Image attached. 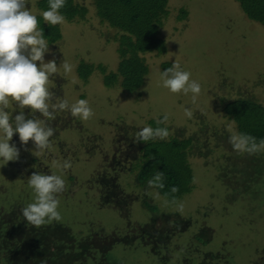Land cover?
I'll return each mask as SVG.
<instances>
[{
    "label": "rangeland",
    "instance_id": "obj_1",
    "mask_svg": "<svg viewBox=\"0 0 264 264\" xmlns=\"http://www.w3.org/2000/svg\"><path fill=\"white\" fill-rule=\"evenodd\" d=\"M77 1L89 6L87 18L65 19L63 37L47 41L52 52L45 60L55 54L58 68L49 88L54 102L86 99L94 115L82 121L57 112L47 122L55 135L43 151L31 141L21 145L14 133L9 143L20 150L19 160L0 159V264H264V152L233 149L229 136L239 134L237 125L223 110L238 98L264 105V26L237 0H169L160 29L167 51L143 55L149 73L129 92L107 87L100 71L80 77L83 61L117 71L120 32L97 16L93 0ZM37 2L29 0L28 10L38 19ZM173 62L200 83L195 103L191 92L163 86L162 73ZM6 110L10 118L20 111L11 100ZM165 114L167 139L192 140L193 186L176 200L138 180L145 142H133ZM65 160L68 170L61 167ZM34 171L65 180L57 195L60 222L37 228L23 217L35 201L28 184Z\"/></svg>",
    "mask_w": 264,
    "mask_h": 264
},
{
    "label": "clouds",
    "instance_id": "obj_2",
    "mask_svg": "<svg viewBox=\"0 0 264 264\" xmlns=\"http://www.w3.org/2000/svg\"><path fill=\"white\" fill-rule=\"evenodd\" d=\"M48 3V10L42 12L43 20L51 27L63 24L65 17L60 9L65 7L66 0H48ZM28 4L29 0H0V133H3L0 159L5 164L20 157V150L9 143L14 133H18L21 145L26 146L31 141L35 149L43 151L50 147V138L55 135L54 128L47 122L54 121L57 112L69 111L72 117L82 121L94 115L86 99H79L71 105L67 99L54 102L55 94L50 91L49 81L51 76L58 74L57 61L53 54V58L46 62L45 55L52 50L44 39L43 31L38 28L37 16L28 10ZM62 66L65 73L72 70L66 61ZM162 77L163 86L172 93L183 92L186 95L191 92L193 103L201 93L200 83L191 80V73L182 70L178 62L165 69ZM10 100L20 109L14 118H10L6 110ZM186 115L191 117V111L186 109ZM38 116L44 119H38ZM167 120L168 115L165 114L156 120V124H165ZM168 136L167 127L146 126L136 133L133 142L166 140ZM229 143L240 154L264 152V138L257 140L250 134H232ZM61 167L68 170L71 162L65 160ZM163 176L162 172L156 171L147 181V188L163 189ZM28 184L35 193V201L22 209L27 223L39 228L53 221L60 222L62 216L58 211L57 195L66 190L65 180L60 175L34 171ZM170 191L176 193L179 189L173 186ZM178 210L183 211L182 204Z\"/></svg>",
    "mask_w": 264,
    "mask_h": 264
},
{
    "label": "trees",
    "instance_id": "obj_3",
    "mask_svg": "<svg viewBox=\"0 0 264 264\" xmlns=\"http://www.w3.org/2000/svg\"><path fill=\"white\" fill-rule=\"evenodd\" d=\"M245 14L264 26V0H237ZM38 8L46 11L48 0H38ZM92 5L97 16L120 32L117 36L120 64L117 71L108 72L103 64L82 62L78 71L80 77L87 80L95 71L104 76L107 87L120 85L123 89L134 92L145 83L149 73L148 64L143 57L145 53L167 51L165 40L160 36L164 18L169 14V0H93ZM90 11L89 6L77 0H66L60 9L67 21L85 20ZM187 11H180L181 18ZM38 28L43 31L44 39L54 43L63 37L60 25L51 27L42 16L38 17ZM169 65L167 68H169ZM223 110L237 125L238 133L250 134L257 140L264 138V105L247 98H238L223 104ZM152 126L156 120L150 121ZM192 140L177 136L166 140L145 142L143 154L138 164L140 170L138 180L146 184L156 171L163 176V189H157L163 196L176 200L188 193L193 186L194 174L188 159V150ZM179 191L171 193V188Z\"/></svg>",
    "mask_w": 264,
    "mask_h": 264
}]
</instances>
